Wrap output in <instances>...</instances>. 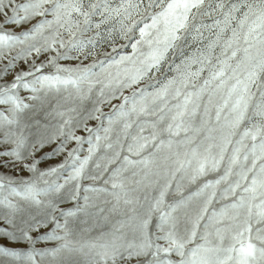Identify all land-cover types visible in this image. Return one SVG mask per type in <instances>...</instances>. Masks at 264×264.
Listing matches in <instances>:
<instances>
[{
    "label": "snow or ice",
    "instance_id": "1",
    "mask_svg": "<svg viewBox=\"0 0 264 264\" xmlns=\"http://www.w3.org/2000/svg\"><path fill=\"white\" fill-rule=\"evenodd\" d=\"M0 264H264V0H0Z\"/></svg>",
    "mask_w": 264,
    "mask_h": 264
}]
</instances>
